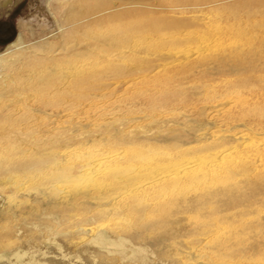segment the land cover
Wrapping results in <instances>:
<instances>
[{
    "label": "rangeland",
    "instance_id": "obj_1",
    "mask_svg": "<svg viewBox=\"0 0 264 264\" xmlns=\"http://www.w3.org/2000/svg\"><path fill=\"white\" fill-rule=\"evenodd\" d=\"M47 3L48 0H0V52L6 50L19 33L32 41L58 37L60 31ZM251 10L225 12L224 15L218 12L209 22L192 24L189 28L174 27L165 31L159 28L161 31L140 34L143 42H149L150 53H168L174 48L154 44L152 39L162 33H167L168 37L183 34L184 30L189 43L180 48L193 53L204 46L205 55L213 56L202 62L203 57L198 56H193L190 62L184 61V65L195 62L197 65L193 69H140L156 57L148 55L153 59L147 60L148 50L137 46L133 38L124 48L126 53L111 58L113 64L108 63V58L99 62L108 65H102V71L71 76V97L66 98L71 99V104L62 107L71 106L55 118L46 116L51 106L49 97L44 96L39 102L44 112L37 114L28 108L37 106L31 96L33 92L11 96L16 102L7 108L10 119L3 123L7 136L0 135V153L4 159L15 155L11 152L15 147L14 160L56 153L63 161L60 164L50 162L43 173L17 169L15 173L0 175V264L24 261L63 264V260L64 264H264V191L230 183L226 180L227 168L222 169L221 176L211 172L212 164L224 163L225 166L232 156L249 152L246 147L231 153L232 147L239 143L228 139L225 130L248 120L240 117L226 123L218 118L215 125L203 124L208 121L203 113L205 105L223 103L238 94L258 93L264 97L261 80L264 79V7ZM112 27L109 23L105 25V29ZM223 31L229 32L230 39H234L228 40L231 45L228 47L237 54L234 58L224 56L222 41L216 37L224 34ZM82 34L71 32V45L87 38ZM209 37L214 39L209 40ZM236 44L241 46L236 47ZM221 64L226 65L224 71L211 70ZM194 87H200L202 92L206 88L217 89L218 94L227 96H196ZM262 109L259 114L264 111V103ZM33 118L36 119L32 122L35 130L54 129L58 139L51 140L43 135L39 141H33L32 137L26 138L15 131L28 130L32 125L26 122ZM262 119L261 125L240 128H244V132L252 128V145L264 152L261 128L264 127V114ZM91 138L96 140L83 145ZM35 142L39 147L31 151L33 146L29 145ZM70 142L75 145L66 149L65 145ZM26 144L30 152L28 158H23L19 155L23 154ZM106 158L120 171L115 169V173L110 171L93 180L82 177L84 180L58 183L54 179L58 167L73 170L82 163ZM188 166L194 170L185 172ZM206 171L224 182H201L200 177ZM175 175L180 181L172 183ZM10 177L11 184H4L3 181ZM159 178L168 179L161 183ZM101 184L104 192L100 194L115 192L117 196L123 189H135L127 198L131 204H125V200L121 202L117 196L116 204L112 205L105 198L107 212L119 211L111 216L89 213L96 208L90 204L73 211L54 208L53 211L39 193L55 185L52 197L59 198L62 191L95 189ZM218 189H224V193L216 194ZM211 191L213 193L209 194ZM229 191L237 194L231 195ZM201 195L206 197L190 201ZM99 217L106 220L98 221ZM96 220L103 223L101 229L95 226ZM65 256L67 258H63Z\"/></svg>",
    "mask_w": 264,
    "mask_h": 264
},
{
    "label": "bare ground",
    "instance_id": "obj_2",
    "mask_svg": "<svg viewBox=\"0 0 264 264\" xmlns=\"http://www.w3.org/2000/svg\"><path fill=\"white\" fill-rule=\"evenodd\" d=\"M47 4H48V9L52 14V16L54 17V20L59 28L60 34L58 35V37H56L55 40L48 38H40L35 41H32V40H27L26 35H24L23 33H19L18 36L15 38V40H13L7 46L6 50L0 52V135L1 136L6 135L5 134L6 129L3 126V123L5 124V121L10 119L7 114V108L11 106L12 103L16 102L12 100L11 96L13 95L17 96L19 94L26 95L28 91L33 92V95L31 96L34 99V102L37 101L36 102L37 106L30 105L28 106V108L29 110L37 114L39 112H44L39 102L41 103V100L44 96L49 97V99H51L50 100L51 106L46 112V116L47 118L51 116L55 118L64 112V108H69L71 106L70 105L67 107H62L63 105L71 104V99H66L69 98L67 96L71 97V76L72 77L83 76L86 74H91V72L94 71H102L103 68H101V66L103 64L99 62L105 60V58H108L109 61L108 63L113 64L114 62L111 60V58L118 57L120 53L121 54L126 53L127 51L124 48H127L126 45H129L128 43L133 38H135L136 42H138L137 46L146 47V48H142L143 50H148L147 55H146L147 52H144L146 57L148 55L152 56L153 58L156 57V59L147 57V60L149 59H153V60L148 64L146 62L148 66L140 67V69L141 68L146 69L147 67H148L147 69L150 71L155 69H162V68L167 70H171L172 68H175V70L178 71H187L189 69H193L197 65L194 64L195 62L189 63L190 62L189 60H192L193 56L203 57V59H200L201 62L203 60L204 61L211 60V57L213 56L209 57L205 55L206 49L204 48V46L203 48L198 50V52H195L193 50L194 51L193 53L185 52L183 48H180L182 44L184 45L185 43H189L187 36L185 38V35L187 33L185 34L184 30L182 31L183 34L178 33L168 37L166 36L167 33H162L160 36L154 37L152 39L154 44L166 45L168 47L174 48L172 49L173 51H170L168 53L167 52L164 53L162 51L159 52L154 51L150 53V50L148 49L149 46H147L149 42L148 41L147 43L143 42L144 40H141L143 39V37L140 39V34H146L154 30L165 31L167 29L174 27L189 28L188 26L191 25L192 27V24L203 23L204 21L209 22L210 19L218 12H224L222 15H224L225 12H233V11L242 12L243 10H246L248 12L253 8L255 10L256 7H261V8L264 7V0H48ZM251 12L253 11L251 10ZM235 19L237 20V18ZM107 23H109L113 27L105 29V25H107ZM159 28L161 30H158ZM71 32L86 34L88 39L86 38L87 40L84 39L76 43H73L71 45V42L69 41V39L71 38ZM207 32L208 31L206 30V34ZM223 32L224 34H219L216 36L218 40H220V42L222 41L220 44L221 49H224V52L226 51V53L224 54L225 57L232 56L234 58V56L237 55L236 53H234L235 50L233 51L232 47H228L231 46L228 40H234V39H230L231 36L229 37V32H225V31ZM226 33L228 34L227 36ZM208 39L213 40L214 38L209 37ZM235 39H239V38L236 37ZM203 42L205 41L203 40ZM237 44L236 47L241 46V45L237 46ZM243 54L245 53L243 52ZM254 55L256 56V53ZM248 56H250V54H248ZM184 61H189L188 62L189 64L186 63L187 65L186 64L184 65L183 64L185 63ZM90 62H94V63L92 64ZM221 65L222 66H218L217 68L212 67L211 70L218 69L224 71L226 69V65L224 64ZM106 66L108 65H103L102 67H106ZM261 80H262V84L264 85V79ZM169 91L168 92L164 91V92L171 93ZM228 91L226 92L229 94L230 92ZM193 94L196 96H198L199 94L201 95L213 94V96L216 97L220 93L218 94L217 89L206 88L205 91L202 92V89L200 87L197 88L194 87ZM222 95L223 97L227 96V94L224 96L223 93ZM230 98L225 102L223 101V103H219L218 101L217 104L213 103L210 105L209 104L205 105L203 108V113L206 114V118L208 119V121L203 122V124L215 125L216 124L215 121H217L218 118H222L226 123L227 122L231 123L230 120L240 117H242L244 121L245 119L248 120L247 122L243 121L245 124L240 121L238 123H235L236 125L231 126V128L229 127L228 129L225 130H227L228 132L226 133V137L228 139L233 140V143L234 140H236L239 143L237 147L234 148L232 147L231 153H235L238 150H243V148L246 147H248L249 152L245 154L244 153L239 154L238 157L232 156L231 159L225 162V166L224 163L212 164L213 170L211 172L221 176L224 174V173H220L222 169L225 170L227 168V172L229 175L226 180L229 181L230 183L246 184L249 185V187L252 188L254 187L255 189L264 191V152H262L260 148L254 147L252 145L253 142L252 131L254 130L250 128V132H247L248 130L244 132L243 131L244 128L242 130L240 128V126H249V125L257 126L263 123L262 117L264 111H262V114L261 113L259 114V111L260 109H262L264 103L263 101L264 97H261L260 94L256 93L255 95L238 94L235 95V98H232L231 96ZM29 114L31 115V113ZM33 116L35 117V114ZM37 118L38 116L36 117V119ZM27 119L29 120V117ZM36 119L33 118L32 120H30L29 122L27 121L26 123L32 125L33 124L32 122H35ZM233 124L234 123H232V125ZM34 125L30 127L28 126L29 127L28 130L24 129L17 131L16 129L15 131L19 132L21 135H25L26 138L28 136L32 137L31 139L33 141H39L40 137H43V135H46L47 137H51V140L58 139L56 130L46 129V128L44 130H35ZM261 128L263 130V135H264V127L261 126ZM163 132H164L163 134H165L164 129ZM225 132H223V134ZM166 133L169 132L166 131ZM226 137L225 136L223 137L225 141H227ZM162 138L166 140L170 139L169 137H162ZM4 139L6 141V138ZM95 140L96 138L88 139L86 144L85 142H83V145H88ZM81 142L82 140L80 141V143ZM74 145L75 144L73 143L71 144L70 142L69 144L65 145V148L69 149L71 148V146ZM29 146L31 147L33 146L31 151H34L37 147H39V144L38 142H35L34 144L32 143ZM15 150L16 148L12 147L11 152L14 153L15 155L11 153L12 155L9 160L7 158H6L7 160L4 159V157L2 156L3 154L0 153V172L4 173V174H0L1 176L9 174L10 172L15 173L17 169L19 171H39L40 173H43L47 168L50 167V162L55 161L56 163L58 162L57 164H60L63 161L59 158V155L56 153H51L47 155L34 154L36 158L34 157L29 159L28 152H30V149L28 148V145L24 147L23 154L19 155L20 157L23 158L27 157L28 159L14 160L12 158L13 156L14 157L16 156V153L14 152ZM105 160L100 162L98 161L95 163L94 162L82 163L78 166H75L73 170H71V168L69 167H64V168L58 167L57 176L54 177V179L58 183L63 182V180L64 182L70 180L79 181L83 179L82 177L84 178L86 177V180L87 178L88 180L91 179L93 180L96 179V177L106 175V173H109L110 171L114 172L115 169H118L117 171H120L118 167H115L114 165L112 166V162L109 161L110 159L107 160L106 158ZM188 168L185 169V172L189 170L190 171L194 170V167L190 168L188 166ZM183 173H184V169L182 171V174ZM200 178L202 179L201 182L203 183L205 182L212 183L213 181L224 182L221 181L218 177H215V175H212L211 173L207 174V171L203 175H201ZM167 179L168 178H159L158 180L162 183ZM11 180L12 177H10V179L8 180H4L3 182L4 184H11L10 182ZM179 181L180 179L177 175H175V177L171 180L172 183ZM97 186L99 187H96L95 189L83 188L72 192L65 190L62 191L59 198L52 197V194H54L53 191L55 189L53 188L55 187V185L53 188L51 187L43 188L39 190L40 191L39 193L40 195L42 194L43 196L42 198L44 200H47L46 205L49 206L51 210H53L54 208V209H62L63 212L69 210L73 211L79 207H82L83 205L90 204L93 207L96 206V208H94L89 212L93 214L94 211L95 216H104V215L111 216L112 214L119 212V211L107 212L105 210L107 204L103 203L105 202L103 201L105 198L108 200L107 202L113 205L116 204V199H117L116 197L118 196L121 202L122 200L123 201L125 200L124 201L125 204L128 205L130 203L129 200L127 199L128 196L131 195L132 193H135V189L133 190V188L131 189L130 187V189L128 188L125 190L123 189L120 193H118L119 195L116 194L117 196L114 195L115 192L100 194L101 192H104V188L102 187V184ZM223 190L224 189H218L216 191V194L224 193ZM229 192H231L230 193L231 195L237 194V192H232V191ZM211 193L213 192L212 191L209 192V194ZM113 195L114 198L113 200H111ZM205 197L206 195L204 196L201 195L198 196V198L191 199L190 201L204 199ZM119 207L120 205L118 206V209H120ZM114 208L116 209V207ZM124 213L126 212H122V214ZM87 220H89L88 217L86 218V221ZM100 220H102L101 217L98 218V221ZM98 221L97 223H95L96 224L95 226L101 229L102 222H98ZM95 226H92V229H95L96 228ZM0 230H2V227H0ZM63 258H67V257L65 256ZM68 260L69 259H67V262H70ZM21 264H33V263L31 261H24ZM38 264H49V263L47 261V263H38ZM63 264H64V260H63Z\"/></svg>",
    "mask_w": 264,
    "mask_h": 264
},
{
    "label": "built area",
    "instance_id": "obj_3",
    "mask_svg": "<svg viewBox=\"0 0 264 264\" xmlns=\"http://www.w3.org/2000/svg\"><path fill=\"white\" fill-rule=\"evenodd\" d=\"M1 202H2V196L0 195V205H1Z\"/></svg>",
    "mask_w": 264,
    "mask_h": 264
}]
</instances>
